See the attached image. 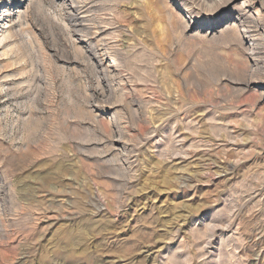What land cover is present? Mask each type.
<instances>
[{
    "label": "rangeland",
    "instance_id": "1",
    "mask_svg": "<svg viewBox=\"0 0 264 264\" xmlns=\"http://www.w3.org/2000/svg\"><path fill=\"white\" fill-rule=\"evenodd\" d=\"M25 1L6 40L0 1V264H264V1Z\"/></svg>",
    "mask_w": 264,
    "mask_h": 264
},
{
    "label": "bare ground",
    "instance_id": "2",
    "mask_svg": "<svg viewBox=\"0 0 264 264\" xmlns=\"http://www.w3.org/2000/svg\"><path fill=\"white\" fill-rule=\"evenodd\" d=\"M1 1V0H0ZM219 1V0H218ZM226 1V0H225ZM258 1V0H257ZM264 1V0H263ZM223 2V1H222ZM228 2H230V1H228ZM259 2V1H258ZM257 2V3H258ZM217 3V2H216ZM220 3V2H219ZM246 3H248L249 4V7L250 8H253V7H255V3H256V0H247V2ZM25 4H26V1L25 2H22V0H14V2L11 4V5H9V9H8V12H10V13H14V15H13V17H8V19H7V21H6V24L9 26V29L6 31V32H4L3 33V36L5 37L6 36V33H8L10 36H11V34H12V32H13V25H12V22H14L16 19H20V18H22L23 17V15L24 14H26V11H24V13L22 12L23 11V8H24V6H25ZM245 4V3H244ZM239 7V6H238ZM237 7V8H238ZM248 7V6H247ZM248 9V8H247ZM245 10V9H244ZM21 12L23 13V14H21ZM253 12V11H252ZM87 13V12H86ZM246 13V12H245ZM245 13H243V12H241L240 10H239V12H238V14H237V21H239V23L240 24H242V23H244V24H247V23H245V21L246 22H248V21H252L253 23H256L258 26L259 25H261L260 24V22H257V21H259V20H257V18L256 17H258V12H257V15H253V13L252 14H250V15H248V14H245ZM251 13V12H250ZM7 14V13H6ZM9 15V14H8ZM11 15V14H10ZM88 16V15H87ZM86 20V19H85ZM226 20V19H225ZM5 21V20H4ZM17 21V20H16ZM15 21V22H16ZM21 21H22V19H21ZM20 22V21H19ZM90 24V23H89ZM98 27V26H97ZM243 27V26H242ZM247 27H249V23L247 24ZM247 27H246V30H247ZM254 27H256V26H254ZM250 28V27H249ZM252 28V27H251ZM245 29V28H244ZM204 30V29H203ZM206 30L207 31H209V30H214V27H208V28H206ZM252 30V29H251ZM257 30V29H256ZM255 31V30H254ZM247 33L249 32V31H246ZM254 33V32H253ZM259 33V32H258ZM260 34V33H259ZM255 35H257V34H255ZM10 36H8V37H10ZM260 36V35H259ZM263 36V35H262ZM254 37V36H253ZM256 37V36H255ZM6 38L7 37H5L4 38V40H6ZM261 39V38H260ZM262 39H264V38H262ZM261 42V41H260ZM263 42V41H262ZM102 43V42H101ZM108 44V43H107ZM1 45V44H0ZM249 45H250V47H251V52H253V55L254 54H256V51H258V54H261V50H260V48L258 47V45H259V43L258 42H256L254 39L252 40H250L249 41ZM262 48V47H261ZM113 53V52H112ZM263 54V53H262ZM257 56V55H256ZM255 59V58H254ZM263 60V59H262ZM109 66V65H108ZM253 66L254 67H256V68H259L260 66L263 68L264 67V62L262 61V63H261V61L258 59V58H256L254 61H253ZM261 68V69H262ZM255 69V68H254ZM260 69V70H261ZM264 69V68H263ZM115 71V70H114ZM258 71V70H257ZM256 71V72H257ZM253 74V73H252ZM9 79V78H8ZM4 91V85L2 84V82H0V94L2 93ZM263 94H264V87H263V92H262ZM118 119V118H117ZM0 132H1V130H0ZM23 151V150H22ZM30 153V152H29ZM27 154V153H26ZM25 155V154H24ZM22 157V156H21ZM10 158V157H9ZM8 159V158H7ZM14 159H16V158H14ZM28 160V159H27ZM57 167V166H56ZM2 188H3V186H2ZM1 188V189H2ZM5 188V187H4ZM4 191V190H3ZM101 196V195H100ZM1 197V196H0ZM120 218V217H119ZM11 229V228H10Z\"/></svg>",
    "mask_w": 264,
    "mask_h": 264
}]
</instances>
